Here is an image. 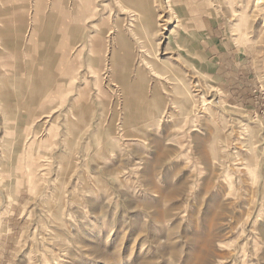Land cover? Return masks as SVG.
Returning a JSON list of instances; mask_svg holds the SVG:
<instances>
[{
  "label": "rangeland",
  "instance_id": "rangeland-1",
  "mask_svg": "<svg viewBox=\"0 0 264 264\" xmlns=\"http://www.w3.org/2000/svg\"><path fill=\"white\" fill-rule=\"evenodd\" d=\"M239 7L0 0V93L17 114L0 116V264L26 261L22 233L38 208L24 176L41 163L46 179L65 185V203L59 237L40 241L37 264H264L248 222L219 207L250 183L235 174L227 198L217 173L196 161L212 133L216 153L228 136L264 158V9L244 19ZM206 89L234 114L224 120ZM48 246L64 259L44 255Z\"/></svg>",
  "mask_w": 264,
  "mask_h": 264
},
{
  "label": "bare ground",
  "instance_id": "bare-ground-1",
  "mask_svg": "<svg viewBox=\"0 0 264 264\" xmlns=\"http://www.w3.org/2000/svg\"><path fill=\"white\" fill-rule=\"evenodd\" d=\"M238 3H239V6H240L239 7L240 9H239V11H235V12H237V13L239 12L241 17H243V18H244V16L245 17H247L248 15L251 16L256 10L261 12L264 9V0H238ZM249 13H251V14H249ZM261 15L264 16V12ZM171 34H172V32L170 33V35ZM170 35H168V36H164L163 35L162 38L168 39L169 40L168 42H170L171 41ZM213 91H214L213 89H206L205 93H206V95H208L209 97L212 98L213 103L215 102L214 104L217 105V108L220 109L221 116L223 117L224 120H226L227 119V116H226L227 114H234V113H232L231 111H228L219 102V100H218L219 99L218 92H214L213 93ZM5 94H6V92L5 93H3V92L0 93V113H1L0 116H1V119L3 120L4 123L6 121H9L10 117H17L16 113H12V111L10 112V110H9V109H11V107H13L15 102L14 101H9L8 102V101L3 100V96ZM70 115H72V114H70ZM142 119L145 120L144 117H142ZM179 122H180V120H179ZM6 130H8V129H6ZM55 131H56V129H55ZM214 134L212 133V136L208 140L205 139L206 141H203L202 143L199 144V147H198L199 158H197L196 161L197 162H199V161L204 162L205 165H206V169L208 168V169L212 170L211 172L217 173V178L218 179L221 178V180L227 185L228 191H230L227 194V196H226L227 198L232 197V195H234V193H232V191H233V187H234V184H235V182H234L235 174L236 175L239 174V173L244 174L243 175L244 178L242 177V179H244L246 184H248V182L250 183V188L248 187V189H247V187L243 186V190H242L243 192L239 194V197L237 196L236 199L232 198L227 203H220L219 207L222 210H226V209H231L232 210V209H234L236 217H234V216L233 217L235 218L236 222L240 223V225H244L245 222L246 223L248 222L249 227L247 226L248 229H247L246 236L253 235L255 237L254 251H255V254L259 253L258 251L262 250L261 243L262 242L264 243V158H261L260 156H257V155H255L253 158H251L250 155H248V154H242L239 150H236V147L233 146V145H236V143L235 142L233 143V140L231 141V139L228 138V136H225V137L223 136L221 138H218L221 141V143L218 144V147L220 148V150L217 149L218 153H216V152H214V148H213V146L215 145ZM55 137H56V135H55ZM67 142H68V140H67ZM53 146H55V145H53ZM230 146H233L235 149L233 147H230ZM207 147L210 148V153H209V151H207ZM228 148H229V150H227ZM230 148H231V150H230ZM161 155H162V153H161ZM3 158H4V156H3ZM46 159H48V157L45 156V157L42 158V161L46 162L47 161ZM3 164L4 163H2L0 161V166H2ZM47 165H48V163H41L37 167L38 169H37L36 172H31L30 171L26 176H24L27 179V181H28L27 184H29V190H30L31 196L33 197L32 201H31L32 205H34L36 208H38V212L39 213L36 212L35 213L36 215L32 216L33 213H31V211L27 212L28 215H29L28 218L29 217L31 218V216H32V218H31L32 222L30 221L31 222L30 230H27V231H25V233H22V236H25V238H26V243L24 245L25 246V252H26V261H25V263H23V262L21 263V261H20L19 264H37L35 262V258H37L39 256L38 255L39 253L38 254H35V253H36V249H37L36 247L38 246L40 241L42 242L43 245H47L48 244V245L51 246L53 244V242L55 241V238L59 237V233L56 232V230L53 228V225H54V223L58 222L59 219H62L63 210H64V203H65L64 200H63V196H64L63 187L65 185L62 186L63 185L62 182H60V180L56 179L58 177V175H57V177L55 179H46L45 173L47 171ZM106 167H108V166H106ZM110 169H112V168H110ZM57 172H58V170H57ZM56 173H54V174L56 175ZM40 177H44V178L41 179ZM49 178H50V176H49ZM208 181H209V184L208 185L206 184L204 186V188H210L211 187L213 180H208ZM46 182H48V183L46 184ZM245 182H243V183H245ZM206 183H208V182H206ZM0 197H2L3 200L7 202L8 195L1 188H0ZM218 214H216L215 216H217ZM225 215L226 214H224V216ZM44 218L48 219L50 221V224L47 225V227H46L47 229L46 230L44 229L45 231H43V230L38 231L37 228H38V225L40 224V222H42L43 224L45 223L44 222ZM232 221H233V219H232ZM236 226H235V228L233 227L234 230L236 229ZM43 228H45V227H43ZM57 228H59V227H57ZM0 229H1V227H0ZM234 230H232V231H234ZM246 236L244 238H246ZM19 242H21V240ZM43 248H42V250H43ZM51 248L49 246H48V248L46 247L44 249V251H43L44 253L46 251V254H44V253L43 254L51 256V257H53V255H56V256H60L61 255V253H59V252L56 253L53 250L54 247L52 249ZM244 249H245V243H243L242 245H240L238 247L236 254L237 255L242 254V256L245 255L246 251ZM62 251H64V250H62ZM40 253H42V252H40ZM43 254L41 256H43ZM234 254H235V252H234ZM263 254H264V251H263ZM61 256L62 257L66 256L65 251H64V254H62ZM60 259H61V257H60ZM63 259H64V257H63ZM47 260H48V258L45 259V261H47ZM42 262H44V261H42Z\"/></svg>",
  "mask_w": 264,
  "mask_h": 264
}]
</instances>
